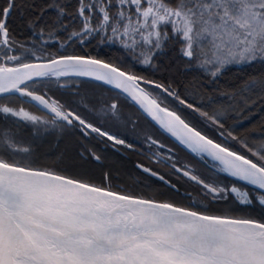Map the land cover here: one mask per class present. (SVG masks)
I'll return each instance as SVG.
<instances>
[{"label":"snow or ice","instance_id":"1","mask_svg":"<svg viewBox=\"0 0 264 264\" xmlns=\"http://www.w3.org/2000/svg\"><path fill=\"white\" fill-rule=\"evenodd\" d=\"M0 264H264V0H0Z\"/></svg>","mask_w":264,"mask_h":264}]
</instances>
